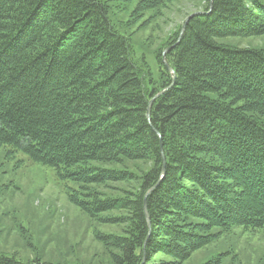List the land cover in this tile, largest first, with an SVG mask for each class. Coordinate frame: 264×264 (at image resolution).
<instances>
[{"label":"trees","instance_id":"1","mask_svg":"<svg viewBox=\"0 0 264 264\" xmlns=\"http://www.w3.org/2000/svg\"><path fill=\"white\" fill-rule=\"evenodd\" d=\"M109 10L0 0V144L76 182L71 200L120 227L100 235L111 264H183L223 231L264 230V50L221 42L264 35V0H208L156 52L157 77Z\"/></svg>","mask_w":264,"mask_h":264},{"label":"rangeland","instance_id":"2","mask_svg":"<svg viewBox=\"0 0 264 264\" xmlns=\"http://www.w3.org/2000/svg\"><path fill=\"white\" fill-rule=\"evenodd\" d=\"M109 7L115 26L130 40L134 59L158 76L156 52L193 12L203 11L208 0H165L163 6L138 11L141 0H102ZM237 47L264 50V35L222 40ZM110 166V164H100ZM115 165V164H114ZM137 173L142 162L127 161ZM116 166V165H115ZM119 167V166H118ZM109 195L131 190L135 182L117 183ZM118 186L120 189H118ZM79 185L58 177L49 166L31 161L22 152L0 144V254L30 262L59 264H111L112 248L100 238L103 233L120 234L119 226L92 219L71 200ZM167 259L157 255L156 260ZM264 264V230L233 227L199 249L183 264Z\"/></svg>","mask_w":264,"mask_h":264},{"label":"water","instance_id":"3","mask_svg":"<svg viewBox=\"0 0 264 264\" xmlns=\"http://www.w3.org/2000/svg\"><path fill=\"white\" fill-rule=\"evenodd\" d=\"M201 12H202V11H196V12H193V13H191L190 15H188V16L186 17L185 21H184L183 24H182L181 32H180L179 38L181 37V35H182V33H183V31H184V29H185V27H186V23L189 21V19H190L191 17H193L194 15L199 14V13H201ZM169 49H170V47L166 48V49L163 51V60H164V62H165V65H166L167 69L170 70L171 72H173V69L171 68V66H169V65L167 64V62H166V58H165V54H166V52H167ZM166 89H167V88L163 89L160 93L164 92ZM160 93H158L157 95H159ZM151 103H152V101H150L149 105H151ZM148 117H149V110H148ZM161 152H162V154H163L162 149H161ZM163 158H164V157H163ZM164 168H165V166H163V168H162V174H164ZM151 190H152V188L148 191V193H149ZM144 212H145L146 220H147V222L149 223V216H148V212H147L146 204H144ZM141 264H143V262H142Z\"/></svg>","mask_w":264,"mask_h":264}]
</instances>
